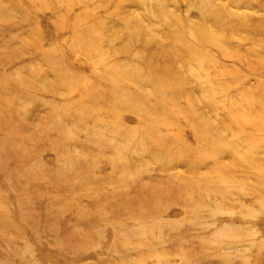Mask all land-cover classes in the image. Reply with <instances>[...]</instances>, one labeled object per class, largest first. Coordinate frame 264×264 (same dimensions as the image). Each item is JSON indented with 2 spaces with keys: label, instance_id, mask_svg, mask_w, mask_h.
Instances as JSON below:
<instances>
[{
  "label": "rangeland",
  "instance_id": "rangeland-1",
  "mask_svg": "<svg viewBox=\"0 0 264 264\" xmlns=\"http://www.w3.org/2000/svg\"><path fill=\"white\" fill-rule=\"evenodd\" d=\"M0 264H264V0H0Z\"/></svg>",
  "mask_w": 264,
  "mask_h": 264
}]
</instances>
